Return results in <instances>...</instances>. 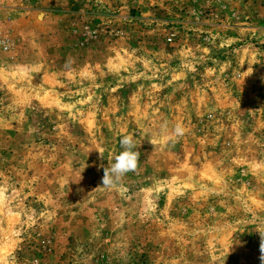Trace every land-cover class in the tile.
<instances>
[{
	"label": "rangeland",
	"instance_id": "obj_1",
	"mask_svg": "<svg viewBox=\"0 0 264 264\" xmlns=\"http://www.w3.org/2000/svg\"><path fill=\"white\" fill-rule=\"evenodd\" d=\"M0 41V264H264V0H0Z\"/></svg>",
	"mask_w": 264,
	"mask_h": 264
},
{
	"label": "clouds",
	"instance_id": "obj_2",
	"mask_svg": "<svg viewBox=\"0 0 264 264\" xmlns=\"http://www.w3.org/2000/svg\"><path fill=\"white\" fill-rule=\"evenodd\" d=\"M161 134L165 135L167 141L172 142L175 139H179L185 135V128L182 123H176L170 130L167 124L161 126ZM153 144V142L150 140ZM120 148L119 154L115 155L114 162L108 164L107 167L103 168L104 175L102 177V186L113 188L116 187L122 181L123 177L129 172H135L139 166L140 152L137 150V141L132 134L123 135L120 138ZM100 153L101 158H103V153ZM261 260L264 261V233H261Z\"/></svg>",
	"mask_w": 264,
	"mask_h": 264
},
{
	"label": "built area",
	"instance_id": "obj_3",
	"mask_svg": "<svg viewBox=\"0 0 264 264\" xmlns=\"http://www.w3.org/2000/svg\"><path fill=\"white\" fill-rule=\"evenodd\" d=\"M0 47H2V49L6 50L7 44L3 41H0Z\"/></svg>",
	"mask_w": 264,
	"mask_h": 264
}]
</instances>
